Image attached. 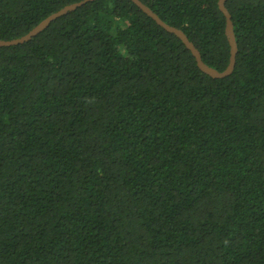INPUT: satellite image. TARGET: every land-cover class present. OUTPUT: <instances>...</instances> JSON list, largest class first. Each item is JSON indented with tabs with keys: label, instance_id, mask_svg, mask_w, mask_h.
<instances>
[{
	"label": "trees",
	"instance_id": "obj_1",
	"mask_svg": "<svg viewBox=\"0 0 264 264\" xmlns=\"http://www.w3.org/2000/svg\"><path fill=\"white\" fill-rule=\"evenodd\" d=\"M82 0H0V40ZM209 67L218 0H140ZM213 79L130 0L0 47V264H264V0H227Z\"/></svg>",
	"mask_w": 264,
	"mask_h": 264
},
{
	"label": "water",
	"instance_id": "obj_2",
	"mask_svg": "<svg viewBox=\"0 0 264 264\" xmlns=\"http://www.w3.org/2000/svg\"><path fill=\"white\" fill-rule=\"evenodd\" d=\"M95 0H82L77 3H73L71 5H67L60 9L59 11L49 15L47 18L42 20L38 25H36L33 29H31L27 34L24 36L4 41L0 40V47H11L19 44L26 43L30 41L33 37L40 34L43 30H45L53 21L58 19L61 16H64L70 12L75 11L76 9L82 7L83 5L93 2ZM134 5L138 7L139 10H141L144 14H146L148 17H150L153 21L156 22L158 26H160L165 31L169 32L170 34H173L176 36L183 44L184 46L191 52L192 56L194 57L197 67L206 75L213 79H223L228 76H230L234 70L235 63H236V55H237V44L235 40V35L233 31V24L231 20V15L229 11L227 10L225 3L227 0H218V8L220 12L223 14L225 18V36L227 38L229 47H230V56H229V62L225 70L218 71L215 70L208 65H206L201 58V55L197 48L194 46V44L187 38V36L184 34V32L178 28L172 27L165 22H163L159 16L154 13L149 7H147L145 4H143L140 0H130Z\"/></svg>",
	"mask_w": 264,
	"mask_h": 264
}]
</instances>
